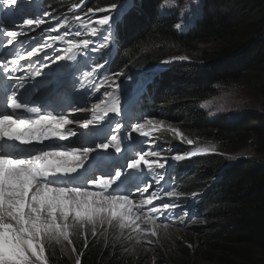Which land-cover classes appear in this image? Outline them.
Masks as SVG:
<instances>
[{"label":"snow or ice","instance_id":"snow-or-ice-1","mask_svg":"<svg viewBox=\"0 0 264 264\" xmlns=\"http://www.w3.org/2000/svg\"><path fill=\"white\" fill-rule=\"evenodd\" d=\"M85 3L80 0L72 8ZM19 6L20 0H0V16H15ZM133 8L142 5L122 0L120 5L88 8L87 13L118 10L94 22L111 29L126 9ZM36 29L41 32L28 37ZM88 31L92 37L103 36L95 26ZM21 36L28 39L20 41ZM80 37L79 30L73 35L66 19L61 25L48 10L23 18L18 30L0 22V49L25 43L31 48L26 56L11 60L0 54L5 109L0 111V264H47L48 243L72 245V233L90 230L95 237L105 225L134 231L138 242L141 237H157L161 228L167 233L168 225L158 221L175 213L183 223L176 211L181 193L174 185L168 189L170 169L176 162L216 152L213 146L166 156L153 147L152 133L165 127V120L146 118L143 112L126 118L129 97L117 82L123 72L104 81L108 87L100 98L97 77L111 61L83 70L78 57L97 49L91 38L74 42ZM108 39L103 36L105 42ZM57 43L66 47L58 49ZM186 59L175 56L162 65ZM90 100L95 102L89 107ZM167 127L178 140L193 144L178 128ZM171 150L169 145L163 151ZM136 195L141 199L135 200ZM191 195L198 197L196 192ZM72 251H77L75 246ZM76 264H81L79 255Z\"/></svg>","mask_w":264,"mask_h":264},{"label":"trees","instance_id":"trees-1","mask_svg":"<svg viewBox=\"0 0 264 264\" xmlns=\"http://www.w3.org/2000/svg\"><path fill=\"white\" fill-rule=\"evenodd\" d=\"M116 1L94 0L89 7ZM241 3L253 17L238 21L225 13L208 14L195 30L180 37L172 30V23L160 19L157 2L150 0L141 9L149 21L140 18L126 28V44L116 67L132 64L141 68L173 56H198L201 63H215L210 70L197 71L196 66L185 65L174 72L176 80L170 81L173 88L156 98L163 109L161 119L173 121L190 136L215 141L225 152H248L256 157L231 170L210 197L208 206L213 215L211 221L206 218L202 245L190 249L185 242H175L177 249L169 253L159 247L152 264H264V0ZM228 82L239 83L257 96L260 108L243 114V120L233 125L210 123L196 102L209 96L215 83ZM209 165H215L214 159L198 163L204 176L210 175ZM133 247L125 233L106 238L80 235L75 241L76 253L51 252L48 260L51 264H76L79 255L81 264H140V256L130 251Z\"/></svg>","mask_w":264,"mask_h":264},{"label":"clouds","instance_id":"clouds-1","mask_svg":"<svg viewBox=\"0 0 264 264\" xmlns=\"http://www.w3.org/2000/svg\"><path fill=\"white\" fill-rule=\"evenodd\" d=\"M158 4V8H160V5H162L163 0H152V4L156 3ZM137 4L142 5V8L144 6H147V4H150V0H142L141 3L137 2ZM192 5V14L185 18L183 15V11L185 8ZM207 6V7H206ZM156 7V8H157ZM209 7V1L208 0H174L171 7H165L166 9L163 14H159L160 19L172 23V30L178 34V36H186L191 31L195 30V28L201 24L205 17L208 15ZM91 8V7H89ZM101 8V7H97ZM140 10V9H139ZM139 10L133 8L132 9V15L128 14L125 24L123 23L124 28L122 30H118V37L121 41V43L124 45L126 44V38H127V32L126 28H131L134 26L140 18H143L147 22L149 21V15L147 13H139ZM133 11H136V15L133 16ZM193 20L191 27L185 30L184 32H179L176 30V25L185 23V21ZM189 27V26H188ZM118 39V40H119ZM123 46H121V49ZM114 55V56H108V61H113L112 63L108 64L104 70H102L101 75L98 77L104 78L105 76H113L114 73L117 72H123L124 75L120 76L118 79V83L121 84V88L128 94L129 102L126 105V108H128V111L126 112V118H133L136 115H139L141 112L147 113L146 118H156L161 119L160 115L163 112V109L160 108L158 102H156V98L160 94H168L169 91L173 88V85L170 81H174V72L177 71L179 68L184 67L185 65H193L197 67V71L200 69H212L215 63H201L198 59L196 61L192 60V57H187L185 61H173L171 65L164 66L162 65V61L164 60H172L173 57L165 58L159 61H156L154 63L143 65L141 68L132 65V64H124L123 66L116 67L115 64H117V60L120 56V52ZM98 51V50H97ZM93 63L91 64V66ZM115 78V77H114ZM102 87L99 93L97 95L100 96V98H103V88L108 87V84L104 83L102 80L101 82ZM229 83H235V82H228ZM239 84V83H237ZM225 85H221L219 83H215L212 88L213 92L207 96L204 99L198 100L196 102V107L198 111L203 114V116L208 120V122L217 124L221 122H228L229 125H233L241 120H243V114H247L248 112H242L238 117L240 119H232L227 120L226 118L222 116L218 117H212L209 118L206 114V112L200 107L202 103H205L206 101L220 95L224 92ZM109 91L111 89L109 88ZM250 92V91H248ZM117 95H120V92H117ZM138 101V102H137ZM260 101V99H259ZM95 102V100H90L89 107L91 106V103ZM132 108H136L137 111L133 112ZM260 108V105H259ZM259 110V109H258ZM257 111V110H252ZM237 118V117H236ZM225 124V123H224ZM165 127L161 128L159 131L152 133V146L155 147L157 150H161L163 155H173V154H186L188 151H195L197 148L201 147H215L216 152L215 153H207V154H199L195 157H192L190 159H186L184 161L176 162L175 166L170 169V175L171 179L173 180L172 183H170V180L168 182V189L173 190V185L176 191L181 193V196L178 200V203L180 207L176 210L177 212L181 213V216L183 218V223L181 222L180 217H177L175 213L169 215L166 219H162L158 221L161 224H167L168 229L167 230H177V231H184L189 230L193 232L200 233L201 236L197 240V242H192L193 248H195L198 244L202 245V238L205 237L204 230H206V218H208L209 221H211L213 212L209 211V201L210 197L217 192L220 184L224 181L226 176L230 174L231 170L236 168L238 165H240L243 161H251L255 160V156L251 155L248 152H238V153H229L225 152L219 147V145L213 141L208 139H202L197 136H190L182 131L180 127L175 126V123L173 121H165ZM168 125L171 127L178 128L184 136H186L188 139H191L193 141L192 145H189L186 143V141H180L178 140L172 132L168 130ZM114 126V125H113ZM171 146V152L163 151L167 146ZM145 147V150H148L147 145H142ZM210 157H217L216 158H210ZM234 157V159H232ZM213 159L215 161V165L211 166L209 165V174L210 175H203V173H200V170L198 168V163L203 160L212 161ZM211 178V179H208ZM152 190H155V185L150 188V192ZM196 192L198 193L197 198H192V193ZM141 197L139 195L135 196V200H139ZM170 199L165 197V200ZM157 203L158 202H154ZM182 209V211H181ZM213 211V210H212ZM143 227V226H142ZM160 230H163L161 228ZM126 234L128 238L130 239L131 244L134 246L130 251H134V253L140 254V250H136L135 248H139L143 244L137 241L136 236L134 235V231L130 229H125L121 231L118 227H112L105 225L101 228H98L97 235L96 236H104L105 238L109 235H116L118 237H121L123 234ZM90 235L92 236L91 231L89 230L86 233H72L71 240L72 245H67L65 243L64 246L57 245L55 242H50L47 244L45 249V255L47 258V264H51L48 260V254L51 252H69L71 255H73L76 252L72 251V247L75 246V241L77 240V237L80 235ZM93 237V236H92ZM158 239L156 237H152V241L155 243V252L153 253L152 261L150 264H152L155 261V255L158 254ZM176 243H180V241H176ZM186 245L190 248L192 247L189 242H185ZM176 245V244H175ZM191 249V248H190ZM141 259V256H140ZM140 264H143L142 259L139 262Z\"/></svg>","mask_w":264,"mask_h":264},{"label":"rangeland","instance_id":"rangeland-1","mask_svg":"<svg viewBox=\"0 0 264 264\" xmlns=\"http://www.w3.org/2000/svg\"><path fill=\"white\" fill-rule=\"evenodd\" d=\"M209 7L207 14H214L216 12L225 13L233 16L238 21H242L244 18L248 20L250 17H253L249 10L244 11V7L241 6L242 0H208ZM164 7L160 8L159 12L162 13ZM192 14V5L185 8L183 15L185 18H188ZM193 20H190L189 23H181V28H176L179 32H184L189 25H191ZM264 36V31L261 33ZM86 38H92L91 33H89ZM92 40V39H91ZM95 43L94 41H92ZM93 45V44H92ZM88 52H92L89 50ZM94 58V57H93ZM192 60L196 61L198 56H193ZM97 64V63H95ZM87 65L86 70H90L93 66ZM105 76L104 78H106ZM224 92L220 95L202 103L200 107L206 112L209 118L222 116L227 120L240 119L238 117L243 111H252L258 110L260 101L259 98L252 93L248 92L243 85L237 83H229L223 87ZM237 117V118H236ZM147 227V226H143ZM136 236V233H134ZM200 233L184 230H167V233L164 230H159L158 236V245L157 247H163L166 250V253L170 251L173 252L177 249L175 245L176 241L180 242H197ZM140 242L143 244L136 250H140V256L143 264H150L152 261V255L155 252V243L152 241V237H141ZM148 241H151L149 243ZM194 246L190 247L193 248ZM259 256H263L259 254ZM180 259V257L178 258ZM164 264V263H163ZM194 264H211L202 261H196Z\"/></svg>","mask_w":264,"mask_h":264},{"label":"bare ground","instance_id":"bare-ground-1","mask_svg":"<svg viewBox=\"0 0 264 264\" xmlns=\"http://www.w3.org/2000/svg\"><path fill=\"white\" fill-rule=\"evenodd\" d=\"M34 10H36V11L39 10V7L34 8ZM109 77H111V76H107L106 78L97 77V82H101L102 80L105 81ZM109 83H110V81H109ZM172 181L173 180H170V183H172Z\"/></svg>","mask_w":264,"mask_h":264}]
</instances>
